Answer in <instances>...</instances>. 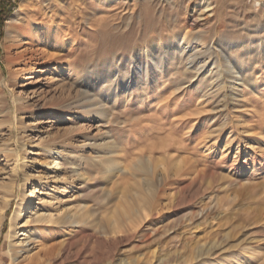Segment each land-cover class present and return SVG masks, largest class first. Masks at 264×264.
I'll list each match as a JSON object with an SVG mask.
<instances>
[{"label":"rangeland","instance_id":"rangeland-1","mask_svg":"<svg viewBox=\"0 0 264 264\" xmlns=\"http://www.w3.org/2000/svg\"><path fill=\"white\" fill-rule=\"evenodd\" d=\"M11 2L0 264H264V0Z\"/></svg>","mask_w":264,"mask_h":264},{"label":"bare ground","instance_id":"bare-ground-1","mask_svg":"<svg viewBox=\"0 0 264 264\" xmlns=\"http://www.w3.org/2000/svg\"><path fill=\"white\" fill-rule=\"evenodd\" d=\"M53 2V1H52ZM59 4V3H58ZM209 5V4H208ZM209 7V6H208ZM49 8H50V6H49ZM205 8H207L206 6H205ZM212 8V7H211ZM210 8V9H211ZM53 9V8H52ZM56 9H59V8H56ZM205 17H207V16H205ZM16 18L15 17H11V18H9L8 20H7V22L8 23H10V22H12V21H14ZM32 24H34L35 25V30H37L36 31V36H38V32L39 31H41V30H43L44 29V27H43V25L39 22V21H34V22H32ZM20 38H21V40H24L25 39V34L24 33H19V35H18ZM35 38V37H34ZM38 39H40V38H38V37H36L35 38V41H37ZM199 50H197L196 51V53H193L191 56L192 57H196L197 56V54H199ZM58 54H59V56H61V57H71L72 56V53L70 52V51H66V50H60V51H58ZM165 61V53H163V52H161V54H159V56L154 60V61H148L147 62V65H146V69L144 70V72H143V80L144 81H147L148 80V77H149V75H150V68L154 65L155 66V68L157 67V68H159L160 70H162L163 71V62ZM30 71L32 72V73H36V72H39V71H41V69L40 68H37V67H33V68H31L30 69ZM128 89H130V88H128ZM127 91V90H126ZM104 101H106V100H104ZM56 160H58V157H55L54 159H53V163L54 162H56ZM119 169H122L121 167H119ZM8 201H9V198H6L1 204H0V224H1V221H2V219H3V215H4V212H5V208H6V206H7V203H8ZM205 210V209H204ZM21 216H22V210H17V212L15 213V215H14V217H13V224H12V227H15V225H16V223H17V220L18 219H20L21 218ZM253 219L255 220V222L254 223H260V222H263L264 221V211H262V209H261V211H259V210H257V211H255L254 212V215H253ZM76 221V220H75ZM241 223V222H240ZM196 227V226H195ZM245 227V226H244ZM217 230V229H216ZM216 230L214 231V232H216ZM217 232H219V231H217ZM230 232H228L227 233V235L228 236H230V234H229ZM239 235V234H238ZM41 237V232H37L36 230L33 232V233H31L30 235H28V238H29V240H31V239H34V238H37V237ZM216 236V234H214L213 236L212 235H210L209 237H211V239L213 240V241H216L217 239L216 238H214ZM232 236H234V234L232 235ZM237 236V235H236ZM243 237L242 238H240L239 239V237L238 238H236L237 240H247L248 239V237H247V233H245L244 235H242ZM208 237V236H207ZM206 237V238H207ZM188 243V242H187ZM62 254V250H60V255ZM17 259H18V256L17 255H13V260H14V264L17 262ZM58 259H54V260H49V263L48 264H58ZM138 261H139V258H133V257H130V258H127V257H125V258H121L120 259V261L118 262L119 264H137L138 263Z\"/></svg>","mask_w":264,"mask_h":264},{"label":"trees","instance_id":"trees-1","mask_svg":"<svg viewBox=\"0 0 264 264\" xmlns=\"http://www.w3.org/2000/svg\"><path fill=\"white\" fill-rule=\"evenodd\" d=\"M15 4L8 0H0V24L4 23L8 16L11 14Z\"/></svg>","mask_w":264,"mask_h":264}]
</instances>
